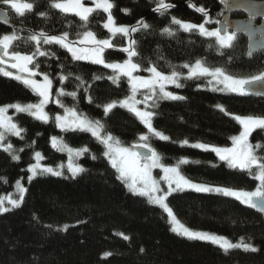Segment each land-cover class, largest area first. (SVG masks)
Masks as SVG:
<instances>
[{"label": "trees", "instance_id": "16d2710c", "mask_svg": "<svg viewBox=\"0 0 264 264\" xmlns=\"http://www.w3.org/2000/svg\"><path fill=\"white\" fill-rule=\"evenodd\" d=\"M25 1L33 7L23 16L0 3L13 23L10 29L0 25V36L14 32L9 53L32 56L28 66L52 81L46 105L51 119L44 123L27 113H13L12 119L24 131L20 137H7L12 152L0 148V196L11 190L17 179L26 186L21 203L0 213V264H264L263 211L221 193L174 191L167 202L180 222L251 244L256 250L223 249L209 241L182 236L172 230L161 207L127 190L105 155L100 137L79 129L61 130L53 119L66 108L75 109L99 121L103 135L110 134L122 146L149 144L168 165L186 158L179 170L198 182L254 189L258 184L256 165L248 170L230 168L211 150L183 142L228 145L240 130L232 114L264 117V96L214 91L208 86V78L200 75L181 77L177 83L182 87L168 86L177 99H162L146 86L140 90V106H146L154 128L166 135V140L161 139L121 105L104 111L106 105L130 95L125 75L114 83L109 79L115 77L114 69L74 60L60 44H44L40 35L67 34V40L75 44L89 29L98 39L110 40L103 48L104 61H123L128 56L124 49L130 48L142 74L152 67L162 73H182L186 64L200 60L235 78L264 77V51L248 54L242 34L235 33L232 43L220 48L214 38L174 22L202 23L209 19L217 25L224 11L221 0H163L170 7L160 11L156 9L161 0H109L114 22L128 27L127 34L113 36L104 27V10L92 9L82 20L74 13L51 7L60 0ZM33 36L39 42L31 39ZM28 88L0 72V105L36 103L38 96ZM73 92L75 97L69 95ZM52 136H59L68 146L87 149L78 161L84 171L68 176L38 174L28 180L26 167L33 162L34 151L50 165L66 161V154L51 144ZM248 141L264 164V129H253ZM12 154L19 159L14 161ZM261 187L264 192V183Z\"/></svg>", "mask_w": 264, "mask_h": 264}, {"label": "snow or ice", "instance_id": "6c2138e0", "mask_svg": "<svg viewBox=\"0 0 264 264\" xmlns=\"http://www.w3.org/2000/svg\"><path fill=\"white\" fill-rule=\"evenodd\" d=\"M0 3L9 5L11 9L15 11L16 14L23 16L25 10H31L33 5L31 3H17L16 0H0ZM52 8L59 9L61 11H67L69 9H76L77 14L80 15L81 19H87V16L85 14L92 11L91 8L83 7V5L80 3V0H75L74 3H52ZM97 7H103L104 11L107 12L111 5L108 3L104 4H97ZM170 6L161 0L157 11L168 9ZM202 11V10H201ZM43 15V13H41ZM175 23H180L179 21H174ZM109 23H111V17H109ZM104 27H108V25H104ZM145 28L148 27L147 24L144 25ZM183 28L188 29L190 27H194L192 25L183 24ZM200 32L201 35H207L210 37H216L218 44L221 47H227L229 43L232 41L233 37L230 35H220L218 32L212 31H206L204 25H200ZM117 32L125 33L127 34L128 29L127 28H119L116 29ZM132 31H135L133 29ZM165 32L168 31V29H164ZM41 37H43V43L44 44H51L53 42L60 44L62 48H66L69 53H71V56L74 60H82L89 56L90 53L85 52L83 50L76 49L71 43L67 42V34L62 36H46L44 33L40 34ZM88 37H92V33L88 32L86 34ZM14 39L13 36L5 35L2 40H0V44H3L5 50L7 49L8 42ZM33 40H37L39 42V38L36 36L31 37ZM98 45H104L108 46L109 41L106 39H102L97 41ZM211 47V45H209ZM39 51V50H38ZM125 52L129 54V56L134 55L132 53L131 49H124ZM41 56L45 55L44 52L39 53ZM98 56V53L96 54ZM12 59L17 61H23L22 64H13V68H19L21 72H27L28 77L23 78L20 75L15 76V79L22 80V83L28 86L33 90L35 94H37L39 97H41L40 102L38 104H27L26 106H21L20 104H13L9 105V107L14 108L17 112L21 113H28L35 118L43 121L44 123L48 122V116L44 111L45 105L48 103V98L50 94V89L52 87V81L49 79L48 75H44L43 80L44 83H38L35 79H32L31 77L37 75V72L31 69L27 68V65L32 63L33 57L32 56H20L18 53L14 54ZM93 63H102L99 59H93ZM108 68L117 69L118 71H122L123 75L127 76L129 78V81H138L141 84L145 86H155V83L157 81H164V80H170L171 83L175 84L176 87H182V85L176 83V78L178 77V73L173 72L172 77H164L161 76L159 72H156L155 69H149V71L153 72L154 75L157 77V81H146L142 80L140 77H133L132 72L137 69V64L131 63L130 61H125V64L123 66L116 65V64H108L106 65ZM187 67V65H185ZM36 68H39V65H36ZM0 71H3V69H0ZM212 75L216 77V84L222 85L223 87L214 88V91H225L230 90L231 92H237L239 89V86L246 83L245 81H236L232 80L229 76L223 75L221 72V69L217 67L214 72H210L207 67H200L199 61H197L196 64V71H193L190 73V75ZM3 75L6 77L12 76L11 72L3 71ZM222 76V78H220ZM109 79L113 80L115 83L118 77H109ZM61 80H63V77H61ZM135 87V85H134ZM160 90L163 93L164 97L171 98V99H177V97H174L171 92H164L163 91V84L160 85ZM60 95H63V91L59 93ZM72 97H75L76 93H70ZM59 104V101H57ZM127 101H121V106H126ZM114 105L108 104L104 107V111L108 112L109 109L113 108ZM7 111V108H0V141H3L5 139V133H8L12 136L20 137L21 133L24 131L21 128H18L17 124L11 122L10 119H5L4 113ZM67 115L65 117H61L57 115L55 117L56 125L61 130H82L86 132H90L93 137L99 138V132L98 129L101 127L99 121H89L86 119H81L77 117L75 111L72 110H66ZM136 115L143 120V122L148 126L149 131L152 130V126L149 122V119L151 117V113L149 112H140L136 110ZM236 119L240 122V124L243 125L244 131L240 134L239 137L233 136L232 137V143L234 145H237L238 147L233 148H220V147H211L210 150L215 153V155L219 158L220 161H227L230 168H236L240 167L242 169L244 168H250L253 164L256 163V157L252 154L251 145L247 143V138L249 136V132L252 130L253 127H258L261 129H264V119L260 118H253L251 116L248 117H241L237 116ZM157 136H160L161 139H167V137L163 136L161 133H156ZM110 139V138H109ZM58 141L56 137H52V144L55 147L57 145ZM104 143H107V140L104 141ZM185 144H187V141H185ZM197 149L201 150H209V145L197 143L193 145ZM66 147V146H65ZM12 149V145L9 143L7 147L4 149L5 151H10ZM69 151H72L69 149ZM87 151V149H85ZM125 153H127L126 149H117L116 153L113 155L112 159V166L116 168L120 172V177L118 178H127L130 176L132 183H131V189L133 192L137 190V187L140 185H143V190L140 191V195H145L147 192L148 195L153 196L154 193L159 191L157 188L155 182L153 181L151 185L149 184L150 180V168H156L160 167L158 164L157 158L155 153L149 158L151 159V164L144 165L143 168H141L139 165L136 164L135 159H132L131 165L129 164V161L125 159ZM79 155V153H77ZM107 155V153H106ZM117 155L119 158H116ZM132 157H135V153L130 154ZM35 157L37 161L41 159V153L36 152ZM94 158V157H93ZM12 159L18 160L19 157L15 154L12 155ZM261 168V172L259 175L256 176V179H259L262 183H264V164L259 165ZM37 169L40 171L37 172ZM30 173L33 174V176L38 174H44V173H52L56 176H60V172H54L52 168H41L40 165L37 163L36 165H33L28 169ZM70 171L75 174L76 172L84 171L82 168H72L70 166ZM163 171L168 174L171 173L172 175H166L164 179H166L169 182V185L171 186L173 183L176 185L175 189H172L173 191H183L185 189L188 190H195L198 193H223L226 197H234L238 201L244 204H250L251 203V197L255 195H260V192L257 191L255 193H248V192H239V191H233L229 188H211L206 187L204 185L200 184H194L190 181L184 179L182 176H179L177 173V170L175 168H164ZM33 176L29 177V180L33 178ZM21 197H23L24 189H20ZM154 201L156 203L163 204L164 196H158L154 197ZM9 203L13 206L16 205V201L9 200ZM252 207H256L255 205H252ZM0 210L2 209V206H0ZM164 210L167 212L169 217H172V210L168 208L167 205H164ZM264 210V209H262ZM173 220L175 218L173 217ZM183 228V225L180 226ZM173 231L175 232L176 229L173 228ZM183 235L187 236L190 239H198L201 241H209L213 244L217 243L218 238L214 236H210L206 233L202 232H190L187 228H183ZM219 241L223 245L224 238L220 237ZM245 249L251 248V245H244ZM253 251L256 249L252 248Z\"/></svg>", "mask_w": 264, "mask_h": 264}, {"label": "rangeland", "instance_id": "374dc122", "mask_svg": "<svg viewBox=\"0 0 264 264\" xmlns=\"http://www.w3.org/2000/svg\"><path fill=\"white\" fill-rule=\"evenodd\" d=\"M16 2L17 3H29V2H27L25 0H16ZM74 2H75V0H60V1H56L55 3H74ZM80 3L83 5V7H87V8H91V9H97L98 8L97 7V4H101L102 5L104 3H108L109 5H111V3H110L109 0H80ZM7 6H8V8H10L9 5H7ZM98 9L104 10L103 7H99ZM11 10H13V9H11ZM64 12L74 13L79 18H81L80 15L77 14V10L76 9H69V10L64 11ZM88 14L89 13H87L85 15L88 16ZM106 15L107 16H106V19L104 21V25H106V24L108 25V27L107 28L105 27V28L110 32L111 36H113V34H116V33H121V32H117L116 29H119V28H127L128 29V27L125 26V25H121V24L115 23L114 22L115 20L113 19V17H112V15H111V13H110L109 10L106 12ZM109 17H111V23H109ZM82 20H86V19H82ZM174 20H178V19L177 18H174ZM178 21L180 22L179 25L181 26V28H183L182 27L183 24L192 25L194 27H190V28L197 29L198 32L201 34L199 26L203 24L206 31H209V32L215 31V32H218L220 35H222L218 31L217 25H215L213 22L210 23L209 22V19H206V21L205 22H202V23H193V22L190 23L189 21H184V20H178ZM208 22H209V24H208ZM88 32H91L92 33V37H88L86 35ZM5 35L15 37V33L14 32H11V33H8V34H4L3 36H0V40H2ZM223 35H230V36L233 37V39L235 38V36H234L235 33H233V31H231L230 29H227L226 32ZM204 36L210 37V36H207V35H204ZM212 38H214L215 41H216V43L218 44L216 37H212ZM233 39H232V41H233ZM12 40L8 42V46H7V49L6 50H5L4 46H3V44H0V46H2L4 48V52H5V54L8 57H10V56L13 57V55L16 54V53H12V54L9 53V45L12 42ZM99 40L100 39H98L92 31H90L89 29H87V30L83 31L79 35V37L77 38L75 44L72 43V42H69L68 40H67V42L71 43L78 50H83L85 52L90 53L88 57H86L85 59H82V60L93 61V59H99V60L102 61V64H104V65L116 64V65L123 66L125 64V61H130L131 63H135L136 64V62L132 59V56H129V54H128L127 58L125 60H123V61H113V62H108L107 63L106 61L103 60V55H102L103 48L106 47V46H104V45H98L97 44V41H99ZM108 41H109V44H108V46H109L110 45V40H108ZM232 41L229 43V45L232 43ZM218 46L220 48H224V47H221L219 44H218ZM17 53L20 56H28L26 53H21V52H17ZM97 53H98V56L96 55ZM198 61L200 63V67H207L210 72H214L215 71L216 68H210V67L204 65L200 60H198ZM0 63L2 65V66H0V69H3V71H8V72H11L12 73V76H10V78L15 79V76H17V75H20L22 77V79L28 77V73L26 71L25 72H21V70L19 68H13L12 67L13 64H22L23 61H17V60H15L14 63H10V62L9 63H5L4 61H2V59H0ZM196 64H197V61L194 62V63H192V64H186L187 67H185V71L184 72L182 71V73H178L179 75L176 78V83L179 81V79L181 77L183 78V77H192V76H195V75H190V73L193 72V71H196ZM27 68L36 71V69H33V68L29 67L28 65H27ZM111 69H113V68H111ZM151 69H155V68L152 67ZM114 70L116 71L115 72V77H119L121 74H123L122 71H118L117 69H114ZM3 71H0L1 74H3ZM156 72H159L161 74V76H164V77H169V78L172 77V73L171 74L162 73V72H160L158 70H156ZM221 72H222L223 75H227L222 69H221ZM197 75H199V74H197ZM132 76L133 77H140V78H142V80H146V81H150V82L157 81V77L154 75L153 72L148 71V73L142 74V73L138 72V67H137V69L135 71L132 72ZM200 76H206L208 78V86L210 88H212V89L219 88V87H223L222 85H217L216 84V77H214L212 75H207L206 74V75H200ZM227 76H229V75H227ZM43 77H44V74H39L37 72V75H35V76L31 77V78L32 79H35L38 83H41L42 84V83H44ZM229 77L232 80H236V81H249V80H253V79H256V78H261V76H257V77L252 78V79L251 78L242 79V78H239V77L238 78H235V77H232V76H229ZM126 78L128 80V83H130L129 84L130 85V95H128L125 98L119 99L118 101H114L112 104L113 105H121V101H127V105L126 106H123V107L126 108V109H128V110H130L135 115H136V110H138L140 112H149V113H151L146 108V106H140V103H141L140 97H139V95L141 94L140 93V90H142L146 86L143 85V84H141L138 81H132V82H130L129 81V78L127 76H126ZM220 78H222V76ZM15 80H17V79H15ZM17 81L22 82V80H17ZM161 84H163V91L164 92H171L172 95L174 97H176V94H174L172 92V90L168 87V86L172 85V83L170 82V80L157 81L155 83V86L154 87L151 86V85H149L151 87L150 88L151 93L154 94L155 96H159L161 94L162 95V99L163 98H167V97H164L163 96V93L160 90V85ZM134 85H135V87H134ZM28 89H30L33 92V90L31 88H28ZM225 91L231 92L230 90H225ZM244 92H245V90H244V84H242V85L239 86L238 91L237 92H234V93L242 94ZM50 95H51V89H50L49 98H50ZM49 98H48V101H49ZM37 99H38V101L36 103H11V104L0 105V108H7V111L4 113L5 119H10L11 122L15 123V121L12 119V115H13V113H16L17 111L14 108L9 107V105L20 104L21 106H26L27 104H38L40 102L41 97L38 96ZM46 105L44 107V111L47 114L48 121H49L51 119V116L47 112ZM66 110L75 111L77 117H79L81 119H86V120H89V121H93V120L90 119V117H87V116H85L83 114L78 113L75 109L66 108L62 113H58V114H56L53 117L55 124H56L55 117L57 115H59L61 117H65L67 115ZM232 116L235 118V120H237L236 117L237 116H241V115L232 114ZM136 117L142 122V124L146 127V129H147L148 132L152 133L155 136H157L156 133H161L163 136L166 137V135H164L163 132H161L160 130H157L156 128H154V126L152 125V118L151 117L149 119V122H150V124L152 126V130L151 131H149L148 126L143 122V120H141L140 117H138L137 115H136ZM241 117H248V116H241ZM253 118L264 119V117H253ZM93 122H95V121H93ZM237 122L240 124V122L238 120H237ZM255 128H258V127H253L252 130L255 129ZM0 131H2V129H0ZM243 131H244V127H243L242 124H240V130L234 136L239 137L240 134ZM251 131L249 132V134L251 133ZM98 132H99V137L102 140V143H103V146H104L105 155L107 153L106 156H107V158H108V160H109V162H110L111 165H112L113 155L116 153V150L117 149H126L127 150V153L124 154L125 155V159H127L129 161V164L130 165H131L132 159H135L136 164L139 165L141 168H143L144 165H146V164H148V165L151 164V159H149V158L153 155V153H155L156 158H157V161H158V164L160 165V167L150 168L149 169V171H150L149 184L151 185V183L154 181L155 184H156V186H157V188L159 189V191H157L156 193H154L153 196L148 195L147 192L145 193V195H142V196H144L151 204L157 205V206L161 207L163 210H164V205H167L169 209L171 208L169 206L168 202H167V199H168L169 194L172 193V192H174L172 189H175V187H176V185L174 183L170 186L169 185V182L166 179H164V177L166 175H172L171 173L166 174L163 171L164 168H169V169L175 168L177 170V173L179 174V176H182L184 179H186V180H188V181H190L191 183H194V184H200V185H204L206 187H211V188H229V187H225V186H221V185H217V184H210V183H205V182H201V181L198 182V181H196V180H194V179H192L190 177H187L184 174H182L181 171L179 170V165L181 163L187 161L186 158L180 159L176 164H173V165L164 164L162 162V160H161L160 153L157 150H155V148H151L149 146V144H146V143L143 144V142H139V143L136 144V145H142V146H145V147L151 149V155L149 157H142V156L138 155V153L134 150V147L122 146L110 134L103 135V132H101V127L98 129ZM8 136H12V135H10L8 133H5V139L3 141H0V148L5 149L7 147V145L9 144L6 141V139H7ZM52 137H56L57 138L58 143H57V145L54 148H56L58 151H61V152H63V153L66 154V157H67L66 158V161L65 162H62V163H60V164H58L56 166L50 165V164H47V163H45L43 161L42 154H41V159L39 161H37V159L35 157V153L37 151H34V154H33V162L30 163L26 167V170L28 171V169L30 167H32L33 165H36L38 163L41 168H49L50 167V168H52L54 170V172H60L61 173L60 176H68V175H75V174H77L78 172H76L75 174H73V172L70 171V166L72 168H77V167L81 168V165L78 163V161H79V158H81L83 152L85 151V147H79V148L71 147V146H68L67 144H65L63 142V140L59 136H52ZM52 137H51V144H52ZM157 137L158 138H161L160 136H157ZM248 138H249V136H248ZM248 138H247V143L249 145H251L252 154L256 157V163L252 165V166H254V165L257 166V168H256V170L254 172L255 173V178H256V176L259 175L260 172H261V168L259 167V165H261L263 163L258 159V157H257V155L255 153V146L248 141ZM105 140H107V143H104ZM197 143H202V144L209 145V150H210L211 147H220V148H233V147H238L237 145H234L232 143V138H231L230 143H228V145H222V146H218V145L210 144V143H205V142H201V141H197V142L196 141H194V142L187 141V145H191V146H193V145H195ZM183 144H185V142H183ZM69 149H71L72 151H69ZM8 152H12V149L10 151H8ZM77 153H79V155ZM132 153H135L136 154L135 157H132L130 155ZM15 155L17 156V154H15ZM116 158H119V156L117 155ZM236 168H240V167H236ZM240 169H242V168H240ZM244 169L248 170L249 168H244ZM39 171L40 170L37 169V172H39ZM116 171L118 173V176L120 177V172L117 169H116ZM44 174H49V173H44ZM50 174H52V173H50ZM52 175H54V174H52ZM30 176H33V174L28 171V175H27L28 180H29V177ZM35 176H33V177H35ZM121 179L124 182L125 186L127 187V190L131 191L132 193H135V194H139L140 195V191L143 190V185L138 186L137 187V190L135 192H133L132 189H131V187H130L131 186V183H132V180H131L130 176L127 177V178H121ZM256 180H257L258 184L252 190L236 189V188H229V189H231L233 191L248 192V193H255V192L259 191L260 192V195H255V196L264 197V192L262 191V187H261L262 182L259 179H256ZM21 188L24 189V193H25V189H26L25 184L23 183L22 179H17L14 182L12 189L9 190V191H7V192H5V193H3L0 196V206H2V209H3V210H0V213L4 212L6 210H9V209H11L13 207H16V206H18L21 203L22 198H23V197H21V192H20V189ZM24 193H23V196H24ZM221 194H223V193H221ZM158 196H164L163 204L156 203L154 201V197H158ZM255 196H252V197H255ZM252 197H251V203L250 204H252ZM9 200L16 201V205L13 206L12 204H10L9 203ZM250 204H247V205H250ZM164 212H165V210H164ZM165 213L167 215V218L169 219L168 222L170 223V226H171L172 230H173V228H175L176 229L175 232L178 233V234H180V235H182V236H185V235H183V228H187L190 232H202V233H206V234H208L210 236L217 237L218 240H217L216 245L221 246L223 249H231V248H242V249H244L243 246L247 244V243H244L242 241H234V240L232 241L229 238L223 236L225 242L222 245L221 242L219 241V238L222 237V235H218L216 233H212V232H208V231H204V230H197V229H193V228H190V227L186 226L185 224H183L182 222H180V220L177 219V217L175 216L173 210H172V217H169L168 214H167V212H165ZM173 217L175 218V220H173ZM181 225H183V228L180 227ZM185 237H187V236H185ZM247 245H251V244H247ZM252 248H254V247L251 245V248H249V249H252Z\"/></svg>", "mask_w": 264, "mask_h": 264}, {"label": "water", "instance_id": "95a60500", "mask_svg": "<svg viewBox=\"0 0 264 264\" xmlns=\"http://www.w3.org/2000/svg\"><path fill=\"white\" fill-rule=\"evenodd\" d=\"M224 11L217 18L218 31L223 35L227 29L245 36L247 53L264 51V0H221ZM240 13L241 16H232ZM7 11L0 7V25L13 28ZM0 59L5 63H14V59L4 54L0 46ZM244 90L249 94L264 96V77L245 81ZM138 155L149 157L151 149L142 145L133 146ZM252 205L264 213V197H252Z\"/></svg>", "mask_w": 264, "mask_h": 264}, {"label": "flooded vegetation", "instance_id": "af4514ba", "mask_svg": "<svg viewBox=\"0 0 264 264\" xmlns=\"http://www.w3.org/2000/svg\"><path fill=\"white\" fill-rule=\"evenodd\" d=\"M241 16V15H240Z\"/></svg>", "mask_w": 264, "mask_h": 264}]
</instances>
